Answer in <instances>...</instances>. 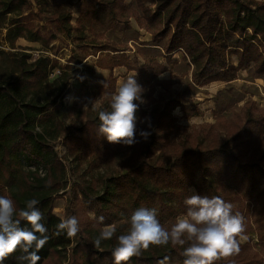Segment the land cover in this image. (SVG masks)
I'll return each instance as SVG.
<instances>
[{"label":"trees","instance_id":"16d2710c","mask_svg":"<svg viewBox=\"0 0 264 264\" xmlns=\"http://www.w3.org/2000/svg\"><path fill=\"white\" fill-rule=\"evenodd\" d=\"M29 6L28 0H0V30H5L4 40L10 48L14 49L20 38L45 48L59 40L61 33L70 35L76 31V37L81 38L80 17L72 24L68 12H59L40 25L34 20L41 21V10L24 12ZM154 7L153 11L142 8V15H130L139 28L149 30L148 24L162 23L153 39L162 44L166 62L150 60L138 65L121 54L113 56L110 65L98 58L100 68L124 67L134 72L139 81L148 82L165 72L172 56L181 51L194 66L191 77L197 87L231 82L251 64L259 73L264 71V2L154 0ZM123 9V0H86L83 19L101 22L109 16L120 23ZM59 49V45L54 47V57ZM114 49L106 44L97 51L116 52ZM30 59V54L13 52L14 77L0 81V185L5 188V196L14 201L17 213L26 207V201H39L36 207L43 214L48 240L38 252L37 264L57 259L70 249L68 264H114L112 251L117 237L126 233L127 221L136 209L155 208L160 223L171 224L186 215L183 201L191 195L192 188L200 195L219 196L232 203L233 213L244 218V232L238 241L244 236L247 239L239 242V253L214 264H264V113L250 115L244 126L222 143L184 148L168 164L159 155L152 160L140 159L126 166L124 174L100 176L87 182L84 176L93 171V166H99V158L95 162L94 158L88 162L86 159L91 155L102 157L121 144H110L98 135L99 111L83 121L77 117L68 126L56 116L57 105L68 94L69 81L74 76L69 64H80L83 58L72 55L64 65L48 55ZM55 69L58 75L49 81ZM115 85L110 74L98 91L110 94ZM169 104L159 117L166 125L175 121L169 116L178 107L174 101ZM181 111L189 113L183 107ZM54 141L64 147L65 157L70 158L73 166L69 170L55 153ZM151 143L145 148L150 155L154 151ZM83 162L86 167L81 180L77 178L73 186L67 208V217H77L80 231L73 238L66 233L56 235L61 218L53 213L55 198L66 187L68 171L78 173ZM97 184L101 186L99 190ZM89 213L103 216V223L98 224ZM20 226L30 228L23 220ZM108 226H115V235L96 248L94 239ZM184 247L187 243L150 246L122 264H183ZM22 255L25 253L18 247L2 264H27L18 259Z\"/></svg>","mask_w":264,"mask_h":264},{"label":"rangeland","instance_id":"374dc122","mask_svg":"<svg viewBox=\"0 0 264 264\" xmlns=\"http://www.w3.org/2000/svg\"><path fill=\"white\" fill-rule=\"evenodd\" d=\"M257 1L264 2V0ZM28 2L30 6L24 12L35 13L41 10V21L37 18L34 20L40 25L53 18L54 13L59 12H68L72 18V24L80 17L81 38L76 37V31L70 35L61 33L58 35L59 40L47 48L40 43L20 38L16 40L14 49H12L4 40L5 30L1 29L0 81L14 77L11 62L13 52L30 54V61L39 56L48 55L50 58H55L61 65L66 64L72 55L83 58L80 64H69L72 66L74 76L69 81L68 94L57 105L56 116L65 126L77 117L83 121L85 117L92 116L98 111L107 107L110 109L111 94L129 75L135 74L124 67H115L112 70L100 68L98 58L105 60L108 65L111 64L113 56L121 54L128 56L138 65L150 60L166 62L163 57L162 44L153 39V34L162 28V23L148 24L149 30H147L146 27L139 28L130 15V12L142 15V8L155 10L154 0H123L124 11L120 23L112 21L109 16L104 17L101 22L83 19L82 12L86 6V0H28ZM106 44L112 45L116 52L97 51L99 46ZM57 45L60 49L54 57L53 49ZM171 60L166 64V71L162 73L163 75L160 74L148 82L139 81L135 77L137 83L144 89L143 99L145 101L139 105L136 113L138 117L137 139L140 142L131 147L121 145L102 157L89 156L86 162L92 158L95 162V158H99V166H93L95 167L93 171L84 176L87 182L91 179H98L100 176L124 174L126 166L140 159L152 160L159 155L162 156L165 164H168L184 148L207 147L210 144L222 143L228 137L235 135L250 115L260 116L264 113V71L259 73L255 64L240 71L236 79L231 82H214L197 87L191 77L194 66L183 52L175 53ZM232 61L235 62V59L232 58ZM110 74L115 78V90L110 94L99 93L98 88L102 80H106ZM57 75L58 70L55 69L49 76V81L54 80ZM172 101L178 105L169 116L175 121L171 125H166L160 121L159 117L165 106L170 105ZM181 107L186 108L189 113L182 112ZM140 130L151 133L147 141L139 136ZM150 141H152L151 147L154 148L151 155L145 152ZM52 145L67 170L72 168L70 158L65 157L64 147L57 141H54ZM86 162L80 164L78 173L68 171L66 187L55 198L53 213L61 219L67 218V208L72 199L73 186L78 181L77 178L83 175ZM96 187L97 190L101 188L100 184ZM193 191L195 190L192 188L191 195ZM0 195L5 196V188L1 185ZM254 217L255 215H252V218ZM170 225L164 226L170 228ZM250 236L253 242L257 243L255 234ZM246 239V236L241 237L239 242L243 243ZM70 255L71 249L45 264H68Z\"/></svg>","mask_w":264,"mask_h":264},{"label":"clouds","instance_id":"9594fccd","mask_svg":"<svg viewBox=\"0 0 264 264\" xmlns=\"http://www.w3.org/2000/svg\"><path fill=\"white\" fill-rule=\"evenodd\" d=\"M135 76L129 75L111 94L110 110L98 113V135L105 137L110 144L131 147L140 142L137 139L136 113L139 105L145 101L144 89L137 83ZM138 134L144 141L151 135L144 130ZM38 203V200L30 199L26 201V207L17 213L14 201L0 195V264L18 247L25 253L18 258L20 261L37 264L40 260L38 252L48 240V229L42 223L44 217L36 207ZM183 203L187 207L186 215L177 217L170 228L160 223L155 208L136 209L127 221L129 227L126 233L117 237V244L112 251L114 264H122L133 256H139L142 250L150 246L169 244L184 246L187 243L181 253L183 264H214L239 253L238 237L244 232V218L239 213H233L232 203L219 196L209 197L195 191L185 197ZM17 215L19 218H16ZM89 216L98 224L104 221L103 216L96 217L95 213H89ZM22 220L30 228L21 227ZM56 229V235L66 233L68 238H73L80 231L79 221L74 215L62 218ZM115 233V226L102 229L93 241L94 246L100 248L102 241L112 239Z\"/></svg>","mask_w":264,"mask_h":264}]
</instances>
